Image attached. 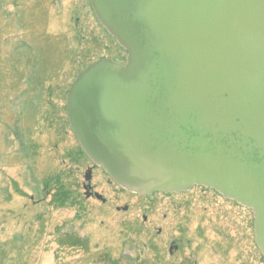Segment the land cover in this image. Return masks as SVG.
Here are the masks:
<instances>
[{"label":"rangeland","instance_id":"374dc122","mask_svg":"<svg viewBox=\"0 0 264 264\" xmlns=\"http://www.w3.org/2000/svg\"><path fill=\"white\" fill-rule=\"evenodd\" d=\"M126 57L90 0H0V264H264L250 209L201 186L130 193L83 152L68 92Z\"/></svg>","mask_w":264,"mask_h":264},{"label":"water","instance_id":"95a60500","mask_svg":"<svg viewBox=\"0 0 264 264\" xmlns=\"http://www.w3.org/2000/svg\"><path fill=\"white\" fill-rule=\"evenodd\" d=\"M90 4L127 57L68 92L84 153L131 193L203 186L250 209L264 257V0Z\"/></svg>","mask_w":264,"mask_h":264},{"label":"flooded vegetation","instance_id":"af4514ba","mask_svg":"<svg viewBox=\"0 0 264 264\" xmlns=\"http://www.w3.org/2000/svg\"><path fill=\"white\" fill-rule=\"evenodd\" d=\"M93 169H94V167H92ZM93 169H92V171H93ZM91 186V189H90V194L92 195L89 199H96V200H98L97 199V194H99V193H97L96 191H95V187L94 186H92V184L90 185ZM84 187H85V184H84ZM103 203V202H102ZM106 203V202H105Z\"/></svg>","mask_w":264,"mask_h":264}]
</instances>
